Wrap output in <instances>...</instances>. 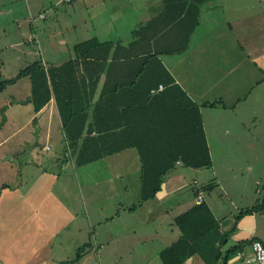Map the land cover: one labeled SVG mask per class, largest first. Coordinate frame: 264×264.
Masks as SVG:
<instances>
[{
	"label": "crops",
	"instance_id": "0c3cea01",
	"mask_svg": "<svg viewBox=\"0 0 264 264\" xmlns=\"http://www.w3.org/2000/svg\"><path fill=\"white\" fill-rule=\"evenodd\" d=\"M92 1L100 11L92 17L96 30L92 36L123 43L132 38L133 27L163 10L162 0ZM63 61L42 60L46 66ZM161 61L199 105L212 165L193 168L177 163L165 174L155 197L140 202V163L134 149L78 167L64 151L61 131L62 152L53 167L51 163H36L27 172L28 181L23 178L16 185L0 181V264H163L159 252L180 235L174 217L197 204L199 197L219 220L221 230L229 232L223 251L238 247L229 254L227 264H251L249 240L264 243V208L236 217L241 210L261 202L264 182L251 173L256 186L246 194L234 180L232 185H224L215 171L211 146H233L220 160L249 162L261 157L254 156V145L260 139L250 135L252 130L260 131L264 122V0L202 3L199 24L188 47L162 55ZM30 106L32 114L22 124L33 122L39 130L42 125L46 140L52 139L55 113L61 130L53 97L38 112ZM43 149L50 147L44 145ZM249 169L252 172L254 166ZM129 185L139 200L134 201L137 194L129 201L119 195ZM206 185L211 188L205 189ZM217 188L221 203L227 205V211L218 215L214 208L219 202L206 196ZM83 244L86 248L74 261ZM182 264L205 262L193 254Z\"/></svg>",
	"mask_w": 264,
	"mask_h": 264
},
{
	"label": "trees",
	"instance_id": "16d2710c",
	"mask_svg": "<svg viewBox=\"0 0 264 264\" xmlns=\"http://www.w3.org/2000/svg\"><path fill=\"white\" fill-rule=\"evenodd\" d=\"M206 1L162 0L163 10L133 27L127 43L92 36L74 43L72 56L58 65L46 66L38 58L10 78L0 69V92L27 76L30 95L22 102L34 112L53 97L64 151L78 167L134 149L140 163V202L152 199L177 162L193 168L212 165L199 105L161 61L162 55L188 47ZM261 190V202L241 210L237 219L264 208V183ZM174 224L180 235L159 252L163 264H182L193 254L205 264H227L238 248L223 251L229 232L221 230L204 201L175 216ZM86 245L78 248L74 261Z\"/></svg>",
	"mask_w": 264,
	"mask_h": 264
},
{
	"label": "rangeland",
	"instance_id": "374dc122",
	"mask_svg": "<svg viewBox=\"0 0 264 264\" xmlns=\"http://www.w3.org/2000/svg\"><path fill=\"white\" fill-rule=\"evenodd\" d=\"M95 4L92 0H0V69L3 77L16 75L20 69L38 58L48 63L67 59L73 43L91 37L96 31L92 17L96 18V13L100 11L94 7ZM29 94L30 80L27 76L7 85L0 92V181L10 185H16L23 178L28 181L30 175L27 172L33 170L36 163L42 166L51 163L53 167L58 153L62 152L61 130L57 125L56 113L50 140H46L44 126L41 125L39 130L33 122L22 124L32 114L30 104L21 101ZM260 128L258 132L252 130L250 135L260 139V143L254 145V156L261 157L254 161L220 160V156L228 154L233 146H211L215 171L224 185H232L234 180L244 194L256 186V179L260 183L264 182V122ZM238 137L242 135L238 134ZM33 142L37 144L34 146ZM44 145L50 149L42 150ZM28 146L32 148L28 149ZM215 148H219L218 152H215ZM250 163L252 166H249ZM253 166L251 172L249 167L253 169ZM137 172L136 180L139 178ZM251 173L255 174L256 179L250 176ZM220 192L217 188L206 193V196H212L220 204L214 208L216 215L227 208L226 203H221L223 200L219 199ZM134 194L137 192H134L132 185H129L126 192L119 193L127 201ZM137 200L138 194L134 201Z\"/></svg>",
	"mask_w": 264,
	"mask_h": 264
},
{
	"label": "built area",
	"instance_id": "2783aa9c",
	"mask_svg": "<svg viewBox=\"0 0 264 264\" xmlns=\"http://www.w3.org/2000/svg\"><path fill=\"white\" fill-rule=\"evenodd\" d=\"M197 202H202V198L199 197ZM249 246L251 249V256L248 257L249 262L251 264H264V243L258 239H253Z\"/></svg>",
	"mask_w": 264,
	"mask_h": 264
}]
</instances>
